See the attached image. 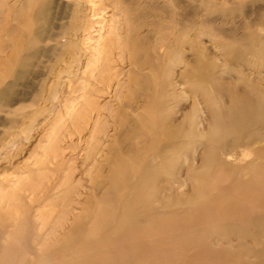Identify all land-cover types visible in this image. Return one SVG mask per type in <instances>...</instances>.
Segmentation results:
<instances>
[{"label":"bare ground","instance_id":"obj_1","mask_svg":"<svg viewBox=\"0 0 264 264\" xmlns=\"http://www.w3.org/2000/svg\"><path fill=\"white\" fill-rule=\"evenodd\" d=\"M46 9L43 0H25L8 12L23 24L30 16L43 19ZM121 14L128 63L154 77H148L137 97L129 76L123 89L113 92L115 99L129 96L126 105L135 115L124 123L105 112L95 124L91 133L107 138V149L95 156L99 143L88 146L89 188L80 189L75 166L69 164L56 182L19 183L20 200L29 193L25 211L36 210L41 217L48 207L49 217L56 209L50 227L65 230L63 238L53 241L60 264H264V34L246 29L217 43L224 67L195 54L181 74L194 102L175 116L173 67L166 59L177 63L179 39L167 43L166 53L156 60L138 58L141 40L127 37L136 27L127 23L126 10ZM6 18L0 31H9L13 44L0 58V81L11 80L0 92V109L10 104L12 84L26 69L21 49H33L27 32L9 26ZM37 34L34 30L33 36ZM51 97L46 94L45 100ZM113 127L120 129L111 130L117 147L108 132ZM62 158L56 168L73 157ZM29 172L35 176L38 170ZM174 183L187 185L188 193L177 191Z\"/></svg>","mask_w":264,"mask_h":264},{"label":"rangeland","instance_id":"obj_2","mask_svg":"<svg viewBox=\"0 0 264 264\" xmlns=\"http://www.w3.org/2000/svg\"><path fill=\"white\" fill-rule=\"evenodd\" d=\"M23 1L0 0V22L7 17L6 23L21 27L29 35L27 42L33 44V49H21L26 69L12 84L10 104L0 109V264H60L53 241L63 238L65 230L50 227L56 209L49 217L45 214L48 207L40 212L41 217L36 210L26 212L29 193L20 200L19 183L50 179L56 182L58 175L62 176L72 164L76 179L80 178L82 183L80 189L87 190L91 163L84 158L88 146L91 142L99 143L100 152L95 156L104 155L103 149H107V138L99 134L96 139L97 135L91 133L95 124L105 112L124 123L127 117L135 115L126 105L129 96L115 99L113 92L122 90L129 76L136 85L133 92L137 97L154 75L128 63L121 11L128 12L127 23L136 27L128 31L127 37L135 35V41L141 40L142 50H137L139 54L135 51L138 58L156 60L166 53L167 43L171 44L175 37L179 39L177 63L173 64L176 59L172 57L166 60L173 67V115L180 116L194 102L189 83L181 76L183 70L190 68L199 52L224 67L216 44L227 42L230 34L239 36L249 29L263 35L264 0H43L46 16L36 21L30 16L21 24L8 11ZM34 30L38 31L35 36ZM63 31L67 34L61 35ZM0 39L1 58L10 52L13 38L9 31H0ZM30 52L33 54L28 55ZM3 72L0 70V77ZM10 80L9 76L0 81V92ZM46 94H51V99L45 100ZM198 111L199 117L204 118ZM14 119L17 122L12 124ZM111 130L117 133L120 129L108 130L112 146L117 147V136ZM62 157L73 158L56 168L64 162ZM183 157L181 154L176 165ZM29 170L38 172L34 176ZM172 185L184 195L188 193L187 185Z\"/></svg>","mask_w":264,"mask_h":264}]
</instances>
